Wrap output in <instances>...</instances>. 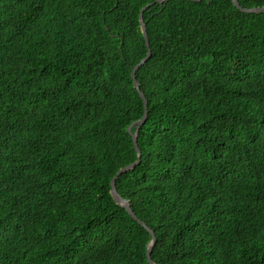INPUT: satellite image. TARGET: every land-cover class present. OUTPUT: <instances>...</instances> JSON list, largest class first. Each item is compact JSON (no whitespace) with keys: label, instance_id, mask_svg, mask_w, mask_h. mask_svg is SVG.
<instances>
[{"label":"trees","instance_id":"16d2710c","mask_svg":"<svg viewBox=\"0 0 264 264\" xmlns=\"http://www.w3.org/2000/svg\"><path fill=\"white\" fill-rule=\"evenodd\" d=\"M156 1L0 0V264H149L110 194L149 4L116 190L155 264H264V11Z\"/></svg>","mask_w":264,"mask_h":264},{"label":"water","instance_id":"95a60500","mask_svg":"<svg viewBox=\"0 0 264 264\" xmlns=\"http://www.w3.org/2000/svg\"><path fill=\"white\" fill-rule=\"evenodd\" d=\"M166 0H157L156 3H159L161 4L162 2H164ZM192 1V0H190ZM196 1H201V0H196ZM233 5L239 9L241 12L243 13H260V12H263L264 11V6L263 7H257V8H251V9H245V8H242L239 3L237 2V0H231ZM152 4H149L147 6H145L144 8L141 9L140 11V16H139V22H140V28H141V32L143 34V37H144V40H145V45L148 49V52H147V55L146 57H144L136 66H134L132 68V73H131V76H132V80H133V86L134 88L140 93V97L143 101V104H144V114L143 116L136 122H133L127 129L128 133L131 135V138H132V141H133V144H134V147H135V150H136V153H137V160L135 162H133L132 164L126 166V167H123L121 168L117 173L116 175L112 178V180L110 181V194H111V197L114 201V203L122 208H124L126 210V212L129 214V216L135 220L140 226H142L143 228H145L149 234L151 235V240L147 246V252H146V257H147V261L149 264H155L152 259H151V252H152V249L153 247L155 246L156 244V237L154 235V232L148 228L145 223H143L141 220H139L136 215L134 214V212L132 211L131 207H130V203L121 198L116 190V181L118 180V178L132 170L136 165H138L140 163V158H141V154H140V150L138 149V145H137V134H138V131L140 130V128L144 125L146 119H147V101H146V98L144 96V94L142 92H140L139 90V87H138V83H137V80H136V72L138 71V69L144 65L150 58L151 56V51H150V47H149V40H148V35H147V32H146V23L143 21V17H142V14L143 12L148 8L150 7ZM135 127V132L132 133L131 130L132 128Z\"/></svg>","mask_w":264,"mask_h":264}]
</instances>
